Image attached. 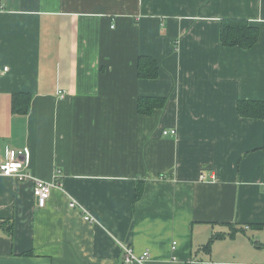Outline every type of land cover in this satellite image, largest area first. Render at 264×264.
<instances>
[{
    "label": "crops",
    "instance_id": "1",
    "mask_svg": "<svg viewBox=\"0 0 264 264\" xmlns=\"http://www.w3.org/2000/svg\"><path fill=\"white\" fill-rule=\"evenodd\" d=\"M224 19L256 44L223 47ZM4 67L0 158L28 164L0 176V264H129L124 247L140 264H264L263 123L237 113L264 101V0H0ZM140 97L164 105L142 115ZM36 179L53 184L43 208Z\"/></svg>",
    "mask_w": 264,
    "mask_h": 264
},
{
    "label": "trees",
    "instance_id": "2",
    "mask_svg": "<svg viewBox=\"0 0 264 264\" xmlns=\"http://www.w3.org/2000/svg\"><path fill=\"white\" fill-rule=\"evenodd\" d=\"M259 31L257 27L250 25L245 20L224 19L220 22L219 42L226 48L251 49L257 42ZM137 77L143 80H152L158 76L159 68L157 62L146 56H139L136 62ZM21 100H28L25 95H14L13 110L21 111ZM164 99L152 97H140L137 102V110L139 114H149L154 109L162 108ZM237 113L239 117L245 119L261 120L263 123V145L264 150V101H239L237 103ZM142 194V184L137 181L135 188V200L139 199ZM234 232L228 234L233 237ZM224 234H213L207 243L202 247L204 252H209L211 244L217 240L224 238Z\"/></svg>",
    "mask_w": 264,
    "mask_h": 264
},
{
    "label": "built area",
    "instance_id": "3",
    "mask_svg": "<svg viewBox=\"0 0 264 264\" xmlns=\"http://www.w3.org/2000/svg\"><path fill=\"white\" fill-rule=\"evenodd\" d=\"M8 68L4 67L0 69V77L7 72ZM162 134L164 136L167 135H175V131H163ZM28 164V152L26 149L24 150H8L5 153L4 159L0 158V176H13L17 180H24L27 175L24 173V170ZM53 188V184L46 183L41 180H34L33 187V198L35 201V205L37 208H43L47 200L50 196L51 189ZM69 208L74 207V203L68 204ZM149 254L144 252L140 257H136L132 250L128 247L123 248V260L126 263H143Z\"/></svg>",
    "mask_w": 264,
    "mask_h": 264
}]
</instances>
